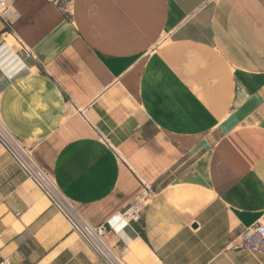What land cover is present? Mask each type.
<instances>
[{
  "label": "crops",
  "instance_id": "crops-1",
  "mask_svg": "<svg viewBox=\"0 0 264 264\" xmlns=\"http://www.w3.org/2000/svg\"><path fill=\"white\" fill-rule=\"evenodd\" d=\"M9 2L0 116L124 259L264 264V0ZM6 259L105 264L0 144Z\"/></svg>",
  "mask_w": 264,
  "mask_h": 264
},
{
  "label": "built area",
  "instance_id": "built-area-1",
  "mask_svg": "<svg viewBox=\"0 0 264 264\" xmlns=\"http://www.w3.org/2000/svg\"><path fill=\"white\" fill-rule=\"evenodd\" d=\"M9 12V0H0V18L6 25L9 23ZM0 144L28 178L47 196L51 204L68 220L72 231L78 234L101 261L105 264H129L122 252L108 242L106 238L108 224L95 225L79 211L75 203L58 186L55 178L36 160L34 148L27 147L21 138L12 133L1 116ZM146 198L147 194H143L128 206L123 212V217L127 221L139 219ZM235 247L264 254V221L259 220L247 227L235 242ZM3 264L10 262L6 259Z\"/></svg>",
  "mask_w": 264,
  "mask_h": 264
},
{
  "label": "rangeland",
  "instance_id": "rangeland-1",
  "mask_svg": "<svg viewBox=\"0 0 264 264\" xmlns=\"http://www.w3.org/2000/svg\"><path fill=\"white\" fill-rule=\"evenodd\" d=\"M19 47V45L17 44V42L14 40L13 43H12V47Z\"/></svg>",
  "mask_w": 264,
  "mask_h": 264
},
{
  "label": "bare ground",
  "instance_id": "bare-ground-1",
  "mask_svg": "<svg viewBox=\"0 0 264 264\" xmlns=\"http://www.w3.org/2000/svg\"><path fill=\"white\" fill-rule=\"evenodd\" d=\"M26 67H27V66H26ZM26 67H25V68H26ZM28 67H29V66H28ZM25 71H26V69H25Z\"/></svg>",
  "mask_w": 264,
  "mask_h": 264
}]
</instances>
